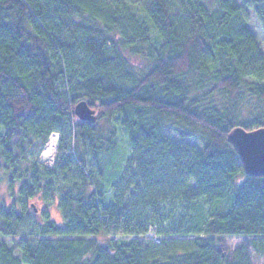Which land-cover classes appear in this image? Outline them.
<instances>
[{"label": "trees", "instance_id": "trees-1", "mask_svg": "<svg viewBox=\"0 0 264 264\" xmlns=\"http://www.w3.org/2000/svg\"><path fill=\"white\" fill-rule=\"evenodd\" d=\"M244 6L264 28V0H0V186L13 196L0 202L12 238L0 264H260L264 174L246 173L228 139L264 128V55ZM81 102L93 120L75 114ZM124 162L125 205L126 188L106 195ZM57 191L63 224L20 236L29 200ZM163 235L190 243L160 259Z\"/></svg>", "mask_w": 264, "mask_h": 264}, {"label": "rangeland", "instance_id": "rangeland-1", "mask_svg": "<svg viewBox=\"0 0 264 264\" xmlns=\"http://www.w3.org/2000/svg\"><path fill=\"white\" fill-rule=\"evenodd\" d=\"M134 2V4H141L142 2H146V0H132ZM240 2H243V0H240ZM245 7V15H246V19L248 22V26L250 27L256 41L258 42L261 51L264 55V28L262 26V24L260 23V21L257 19V17L255 16V14L253 13L252 9L248 6H244ZM117 129H118V143L121 149L125 150V153L127 155V158H130L132 156L131 154V148L128 146L127 143V139H126V135L125 132L122 128H120L117 125ZM57 134V144H56V149L53 155V161L51 162L48 159L42 158L41 157V153L43 152L44 148H45V144L46 142L49 140V138L51 137L52 134L49 135L47 141L43 144L42 148L40 149L38 156H37V161L47 167H51L54 163L56 154H57V148H58V143H59V138H60V134ZM174 136V135H172ZM176 137H172V139L174 140ZM191 144H195L196 142L194 140H190ZM123 168H122V175L119 178L120 180H123V183L121 185V188L116 189L113 188L111 191H109L106 195L111 199L112 197L118 196V194H120V191L123 190L124 188L127 189V191L124 192L123 196H124V202H122L123 205L126 204L127 198L131 197L132 194L134 193L135 190V186L134 184L136 183L135 180H133V175L135 174L134 169L130 170V175L129 173H126V168H125V162L122 164ZM131 182V184L129 183ZM133 183V184H132ZM193 186V182H189L188 183V187H192ZM119 190V191H118ZM130 194V195H129ZM58 197H59V193L54 192L52 195H50L49 197H47L45 200H42L39 196H36L34 198H31L29 200V204H28V208L27 210L29 211V213L27 214L24 222L21 224V229L19 231V235L24 237V238H28L29 240H33L35 237L34 236H30L28 235V232H30L31 230H36L40 224L48 217L52 220H54L56 223L58 224H63L64 218L63 215L58 207L57 201H58ZM10 199H13V196L9 193L6 183L2 182L1 186H0V202L4 201L6 204H9ZM34 204V209H33V205ZM170 207H172L171 205H167L165 207V210H170ZM173 209V208H172ZM174 215V217H173ZM46 217V218H45ZM181 217L183 218V214H181V212L178 211V209H174L172 212V218L177 220L178 223L181 220ZM171 225V221H169L168 223H163L161 225V230H168L169 227ZM151 237L153 238V235H151ZM164 240H165V244L162 245V247L164 250L162 251V253H159L160 255L159 258H163L166 256V254H168L171 250H174L175 252H178L179 250L181 251V249H183V247L181 248L179 243L183 242V244H189L190 243V237L191 236H187V237H182V236H178L176 238V240L172 241V235H163ZM0 239H3L7 244H11V237H4L2 235H0ZM99 240H103L104 237L103 236H99L98 237ZM224 240L226 242H228L229 244H231L232 246H235L239 243L240 238L234 237V236H227L224 237ZM154 241H156L154 239ZM171 245V247H170ZM165 246V247H163ZM182 246V245H181ZM260 264H264V258L259 259L258 261Z\"/></svg>", "mask_w": 264, "mask_h": 264}, {"label": "water", "instance_id": "water-1", "mask_svg": "<svg viewBox=\"0 0 264 264\" xmlns=\"http://www.w3.org/2000/svg\"><path fill=\"white\" fill-rule=\"evenodd\" d=\"M74 112L79 118L93 120L92 111L84 102L78 103ZM228 139L235 146L243 162L245 172L251 175H263L264 128L251 131L237 128L228 134Z\"/></svg>", "mask_w": 264, "mask_h": 264}, {"label": "bare ground", "instance_id": "bare-ground-1", "mask_svg": "<svg viewBox=\"0 0 264 264\" xmlns=\"http://www.w3.org/2000/svg\"><path fill=\"white\" fill-rule=\"evenodd\" d=\"M53 137H55V138H53ZM56 144H57V134L52 133L51 137L49 138V140L45 144V148H44L43 152L41 153V157L48 159L50 161L51 160L53 161V155H54V152L56 149ZM50 149H51V151H50Z\"/></svg>", "mask_w": 264, "mask_h": 264}, {"label": "built area", "instance_id": "built-area-1", "mask_svg": "<svg viewBox=\"0 0 264 264\" xmlns=\"http://www.w3.org/2000/svg\"><path fill=\"white\" fill-rule=\"evenodd\" d=\"M149 235L151 236V235H153V240L155 239L156 241L158 240L157 238H155V236H154V234L153 233H149Z\"/></svg>", "mask_w": 264, "mask_h": 264}, {"label": "clouds", "instance_id": "clouds-1", "mask_svg": "<svg viewBox=\"0 0 264 264\" xmlns=\"http://www.w3.org/2000/svg\"><path fill=\"white\" fill-rule=\"evenodd\" d=\"M53 138H55V137H53ZM50 151H51V149H50Z\"/></svg>", "mask_w": 264, "mask_h": 264}]
</instances>
